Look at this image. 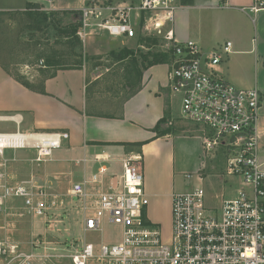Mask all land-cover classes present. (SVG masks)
I'll return each mask as SVG.
<instances>
[{"label":"built area","instance_id":"built-area-1","mask_svg":"<svg viewBox=\"0 0 264 264\" xmlns=\"http://www.w3.org/2000/svg\"><path fill=\"white\" fill-rule=\"evenodd\" d=\"M35 1L52 4L55 0ZM180 1L86 0L76 35L84 47L98 35L117 39H134L139 32L161 36V51L171 54L169 87L181 98L182 117L209 131L203 138L206 154L222 143L234 149L227 175L241 178V188L219 207L210 206L203 185L206 165L185 173V179L197 183L173 193L172 227L167 235L146 214L149 195L142 155L122 158L121 174L112 176L115 181L107 180L108 168L102 165L96 173L74 181L68 194L81 216L84 235L102 233L107 222L119 228L120 239L99 244L81 240L77 247L68 242L73 264H264V162L259 158L258 134L263 94L258 87H237L223 75L220 64L232 52L231 41L204 50L194 40L175 38ZM261 9L264 0H255L250 8ZM68 137V133L55 132L0 133V213L4 199L16 197L35 216L51 221L55 203L49 199L50 192L43 186L6 185L4 156L8 149L31 148L37 162L50 161ZM22 256L26 255H18Z\"/></svg>","mask_w":264,"mask_h":264},{"label":"crops","instance_id":"crops-1","mask_svg":"<svg viewBox=\"0 0 264 264\" xmlns=\"http://www.w3.org/2000/svg\"><path fill=\"white\" fill-rule=\"evenodd\" d=\"M85 1L55 0L52 7L59 11L80 10ZM254 1L181 0L174 35L178 41L194 40L204 50L231 41L232 52L220 64L223 75L237 87H258L264 100V9L251 11ZM28 2L36 1L0 0V11L24 10ZM132 41L112 38L108 46L110 50L127 47L138 53L136 49L143 46L134 45ZM170 63L171 60L145 67L135 89L137 91L125 98L121 107L111 114L91 110L83 69L58 70L55 76L45 80L46 93H41L22 85L0 65V122L9 123L0 127V133L69 134L50 160L52 164L47 165L51 171L45 177L50 176L47 180L52 188L60 176L65 175L74 182L76 171L83 177L84 174L96 173L102 165L108 168L107 180L115 181L112 176L121 174L122 158L131 153L142 155L145 190L154 203L153 209L147 208V217L164 231L163 223L167 221L169 228L166 234L169 235L173 193L195 185L185 179V173L207 165L199 129L185 125L174 116L179 95L173 94L169 87ZM166 110H169L168 125L173 127L170 133L160 135L156 126ZM258 134L259 158L264 162V102ZM21 149V152L16 149L8 154L7 150L5 156L25 160L21 167L24 179L13 184L4 177L3 182L10 186H43L49 190L39 184L42 176L37 172L42 168L35 165L36 156L27 160L34 149ZM97 157L108 160L98 161ZM98 163L101 165L96 171ZM7 260V255H0V264H7Z\"/></svg>","mask_w":264,"mask_h":264},{"label":"rangeland","instance_id":"rangeland-1","mask_svg":"<svg viewBox=\"0 0 264 264\" xmlns=\"http://www.w3.org/2000/svg\"><path fill=\"white\" fill-rule=\"evenodd\" d=\"M40 4L42 7L30 11H0V65L13 76L30 81L36 88H40L42 81L59 67L83 69L91 110L101 114L116 112L128 94L137 88L147 59H150L153 53L164 49L161 36H148L139 32L132 42L134 45H142L143 48L138 47V53L135 52L134 56L129 55L123 60H118L111 55L113 50H110L108 45L112 38L107 35L94 37L86 47L82 43L72 47V38L60 33L54 23L55 20H60L62 24H77L80 14H58L53 18L49 17L50 12L55 10L52 4ZM57 62L60 65H56ZM174 114L185 125H193L199 129L203 138L208 136L205 132L209 134V131H205V126L182 117L180 96L176 98ZM8 124L0 122V127ZM58 150L60 149L55 153ZM16 151L21 152L22 149ZM10 152H14L13 149H8L6 153ZM235 154L234 149L224 143L207 154L204 150V162L207 165L203 170V185L210 206L219 207L224 199L235 197L241 188V178L227 175L228 160ZM35 156L34 150L27 160L30 161ZM5 158L7 161L5 160L3 167L4 177L13 184L24 179L21 167L25 165V160L8 156ZM49 162L35 161V165L42 168L37 172L42 176L39 184L49 189V199L55 203L54 214L49 218L51 221L35 216L25 207L22 198L4 199L0 213V255H7V264H73L68 256L73 251L68 242L73 241L74 247H77L81 240L99 244L101 241L115 242L120 239L119 228L107 222L102 233L90 232L84 235L81 216L68 194L73 182L63 175L57 178V185L52 188L51 182L47 180L50 176L45 177L51 171V168L47 167L52 164ZM100 165L101 163L96 165V171ZM73 179L80 181L81 174L76 171ZM193 183L196 184L197 181L193 180ZM149 207L154 208L150 196ZM159 213L162 214L161 211ZM163 226L165 233L168 232L169 223L166 221ZM18 255L36 256L29 258ZM89 264L97 263L91 261Z\"/></svg>","mask_w":264,"mask_h":264},{"label":"trees","instance_id":"trees-1","mask_svg":"<svg viewBox=\"0 0 264 264\" xmlns=\"http://www.w3.org/2000/svg\"><path fill=\"white\" fill-rule=\"evenodd\" d=\"M40 7H42V5L40 3L37 2H28L26 5V8L24 10H16V11H30L32 9H39ZM80 14V10H53L50 12V16L49 17H55L58 14H62V15H67V14H73V15H77ZM55 28L62 33L65 36H70L72 38L71 41V45L72 47L77 46V45H81V41L79 39V37L76 35V31L78 28V23H68V24H62V21H56L55 20ZM111 55L114 56L116 59L118 60H123L126 57H128L129 55L134 56L135 55V51L133 49L124 47L121 48L119 50H113L111 51ZM146 58V57H145ZM144 60V59H143ZM171 60V54L170 53H166V52H156L153 53V56L150 59H147L146 61V66L145 67H149L152 66L154 64L160 63V62H167ZM50 64V63H49ZM56 65H60L59 62L55 63ZM60 70V67L58 69H56L53 73H51L47 78L55 76L56 72ZM9 73V72H8ZM142 73V72H141ZM140 73V75H141ZM11 76H13L11 73H9ZM18 82H20L22 85H24L25 87L32 89V90H39V92L41 93H46L45 90V79L44 81H42L41 83V87L40 88H36L34 86L33 83H31L30 81L27 80H22L21 78H18L16 76H13ZM141 79H139L140 82ZM137 90H133L131 91L128 96L126 97V99L130 96H132ZM168 119H169V110H166L165 116L160 120V122L158 123V125L156 126V131L158 134L160 135H164L167 133L171 132V127L170 125H168Z\"/></svg>","mask_w":264,"mask_h":264}]
</instances>
